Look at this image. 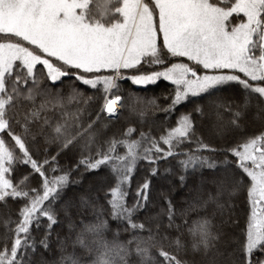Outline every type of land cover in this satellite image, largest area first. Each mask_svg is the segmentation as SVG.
I'll use <instances>...</instances> for the list:
<instances>
[{"label":"snow or ice","instance_id":"1","mask_svg":"<svg viewBox=\"0 0 264 264\" xmlns=\"http://www.w3.org/2000/svg\"><path fill=\"white\" fill-rule=\"evenodd\" d=\"M0 209V264H264V0H0Z\"/></svg>","mask_w":264,"mask_h":264},{"label":"trees","instance_id":"2","mask_svg":"<svg viewBox=\"0 0 264 264\" xmlns=\"http://www.w3.org/2000/svg\"><path fill=\"white\" fill-rule=\"evenodd\" d=\"M66 83H67V81H66ZM55 87L60 88L61 87L60 83H57L55 85ZM122 88L126 89L132 93H136L140 96L147 98V97H151L153 95H160L161 93H166L168 90L171 89V85L167 81H159V82H157L156 85H148V86L140 87V86H132L130 84V82H124V83H122ZM196 102H198V101H196ZM161 103H163V101H161ZM188 107H191V105H188ZM184 110L185 109L183 107H179L177 109L176 114L178 115L180 112H182ZM172 119L174 120L175 116H173ZM133 184H135V181L133 182ZM176 199L179 200L180 196L178 195L176 197ZM2 211H3V209H0V212H2Z\"/></svg>","mask_w":264,"mask_h":264}]
</instances>
